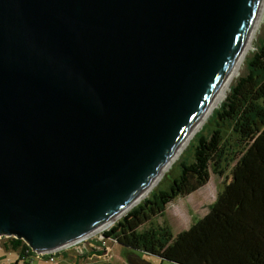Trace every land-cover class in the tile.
<instances>
[{
	"label": "water",
	"instance_id": "1",
	"mask_svg": "<svg viewBox=\"0 0 264 264\" xmlns=\"http://www.w3.org/2000/svg\"><path fill=\"white\" fill-rule=\"evenodd\" d=\"M259 3L0 0V238L64 252L114 221L207 108Z\"/></svg>",
	"mask_w": 264,
	"mask_h": 264
},
{
	"label": "trees",
	"instance_id": "2",
	"mask_svg": "<svg viewBox=\"0 0 264 264\" xmlns=\"http://www.w3.org/2000/svg\"><path fill=\"white\" fill-rule=\"evenodd\" d=\"M186 153L167 185L152 189L103 237L127 254L176 264H264V33ZM210 174H227L228 181L201 218L172 234L164 220L157 221L165 205L203 186ZM1 245L15 249L22 264L32 259L33 252L12 238ZM102 251L86 249L78 258Z\"/></svg>",
	"mask_w": 264,
	"mask_h": 264
},
{
	"label": "rangeland",
	"instance_id": "3",
	"mask_svg": "<svg viewBox=\"0 0 264 264\" xmlns=\"http://www.w3.org/2000/svg\"><path fill=\"white\" fill-rule=\"evenodd\" d=\"M263 33H264V9L262 11L259 24L255 29L254 35L251 39V44H252L251 48L245 55V58L240 65L237 76L243 71L245 59L250 56L252 51H254V46L256 44L257 38L263 35ZM237 76H235L232 79L230 84ZM217 106L214 109H216ZM211 114L212 112L205 118V120L202 122L198 130H200V128L211 116ZM211 125L212 122H210V126ZM207 127H209V125H207ZM194 134L189 138L188 142L186 143L184 148L180 151L177 158L171 163L168 169L164 171V173L162 174V176L156 182V184L153 186L152 189L156 188L160 184H161V188L165 187L167 185V182L176 174V168H175L176 163L181 155L187 154L186 150L188 144L193 138ZM227 181H228L227 174L223 175L222 177H218L213 174H210L207 182L203 186L199 187L197 190L186 196L175 197L174 199H172V201L168 202L165 205L164 216L159 218L157 221L161 222L162 220H164L165 223L168 225L172 234H175L183 229H186L191 223L201 218L208 211V206L212 203L216 193L223 188L224 184ZM148 194H146L143 198H145ZM126 212H124L119 218H121ZM119 218H117L110 226L101 229L99 231H95L94 233L90 234L88 237H86L84 240H81L78 243L81 248L83 247V249L85 250L87 249L88 251L91 248L90 243L93 244V248L99 247L103 251L104 250L106 251L108 249L109 256L104 257V259L98 258L97 255L95 254L88 255L84 257V259L81 258L79 259L78 257H73L72 253H68L65 251L56 254L57 263H50L45 259L43 260L42 259L43 257L40 255L39 257H35V254L33 252L32 259L27 264H82V263L126 264L125 257L127 251L120 244L113 243L112 241H108V239L102 242V239L99 238V235L102 233V231L109 229ZM4 240L5 238H0V264H22V261L18 260L17 251L15 249H12L10 247L5 248L4 245H1ZM103 254H105V252ZM138 256L141 259H144L149 264H176L167 260H163L157 256L141 254V253Z\"/></svg>",
	"mask_w": 264,
	"mask_h": 264
},
{
	"label": "bare ground",
	"instance_id": "4",
	"mask_svg": "<svg viewBox=\"0 0 264 264\" xmlns=\"http://www.w3.org/2000/svg\"><path fill=\"white\" fill-rule=\"evenodd\" d=\"M264 9V0H260L259 7H258V12L256 14V17L254 19V22L252 24V27L250 29V32L247 35L246 41L237 57L235 60L234 64L232 65L230 71L228 72L225 80L223 83L220 85L219 89L215 92L213 95L210 103L208 104L207 108L203 111L201 114L200 118L198 121L191 127L190 131L188 132L186 138L182 141L181 144L178 145V147L174 150V152L171 154L170 158L167 160V162L163 165V167L160 169V171L155 175V177L152 179V181L148 184V186L138 195L132 202L129 203L122 211L121 213L117 214L114 218V221L119 218L124 212H126L129 208H131L133 205H135L138 201H140L146 194H148L153 186L156 184V182L160 179L162 174L168 167L171 165V163L177 158L179 155L180 151L184 148L186 143L188 142L189 138L199 129L200 125L202 122L205 120V118L213 111V109L223 100L230 82L232 79L237 76L239 68L241 63L243 62L245 55L251 48V39L254 35L255 29L257 28L260 17L262 14V11ZM114 221L104 224L103 226L99 227V229H96L97 231L104 229L108 226H110ZM93 231L92 233H94ZM90 233V234H92ZM89 236V235H88Z\"/></svg>",
	"mask_w": 264,
	"mask_h": 264
},
{
	"label": "built area",
	"instance_id": "5",
	"mask_svg": "<svg viewBox=\"0 0 264 264\" xmlns=\"http://www.w3.org/2000/svg\"><path fill=\"white\" fill-rule=\"evenodd\" d=\"M88 237V236H87ZM86 238V237H85ZM85 238H83V239H80V240H78V241H75L72 245H70L65 251L66 252H68V253H72V255H73V257H78V255L79 254H81L85 249H83V247L81 248L80 246H79V242L81 241V240H84ZM99 238L100 239H102V242L104 241V240H106V239H108V241H112L113 243H114V241L113 240H111L110 238H104L103 237V235L102 234H100L99 235ZM78 244V245H77ZM90 245H91V248L92 249H95V250H99L100 248L98 247V248H93V244L92 243H90ZM90 248V249H91ZM64 251V252H65ZM105 252V254H103ZM57 253H59V252H47V253H42V254H36V253H34L35 254V257H39V255L40 256H42V257H45L46 258V260L48 261V262H50V263H56L57 262V258H56V254ZM96 255V254H95ZM107 256H109V252H108V249L105 251H102L101 253H99V254H97V257L98 258H100V259H104V257H107ZM82 259V258H81ZM82 264H84V263H82Z\"/></svg>",
	"mask_w": 264,
	"mask_h": 264
},
{
	"label": "crops",
	"instance_id": "6",
	"mask_svg": "<svg viewBox=\"0 0 264 264\" xmlns=\"http://www.w3.org/2000/svg\"><path fill=\"white\" fill-rule=\"evenodd\" d=\"M40 259H41V258H40ZM42 259H43V260H44V259L46 260V258H45V257H43ZM125 262H126V261H125ZM56 263H57V262H56ZM126 264H128V263H126Z\"/></svg>",
	"mask_w": 264,
	"mask_h": 264
}]
</instances>
